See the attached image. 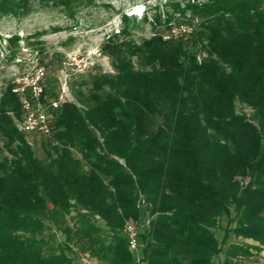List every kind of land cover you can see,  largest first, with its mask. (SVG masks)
Returning <instances> with one entry per match:
<instances>
[{
    "label": "trees",
    "instance_id": "1",
    "mask_svg": "<svg viewBox=\"0 0 264 264\" xmlns=\"http://www.w3.org/2000/svg\"><path fill=\"white\" fill-rule=\"evenodd\" d=\"M193 18L139 44L111 35L115 73L79 76L87 91L58 108L45 82L48 136L19 131L20 96L2 91L0 264H230L232 237L264 246V5L209 0ZM143 219L130 252L125 224Z\"/></svg>",
    "mask_w": 264,
    "mask_h": 264
},
{
    "label": "rangeland",
    "instance_id": "2",
    "mask_svg": "<svg viewBox=\"0 0 264 264\" xmlns=\"http://www.w3.org/2000/svg\"><path fill=\"white\" fill-rule=\"evenodd\" d=\"M208 1L0 0V97L8 86L26 87L27 80L38 67L44 70V83L52 82L56 94L59 71L65 62L71 63L69 71L79 70L77 75L92 72L114 74L110 59L101 50L111 35L123 30L125 34L115 40L139 44L154 34L168 36L172 29V33L187 34L191 30L189 26L198 27L197 20H192V5ZM260 1L264 5V0ZM132 60L135 68H139L136 59ZM88 87V81L72 84L71 101L79 92H86ZM235 105L238 113L251 114L247 107L238 102ZM20 122H16L18 129ZM2 145L0 137V152L5 155ZM33 148L39 157H43L37 145ZM224 225L223 221L221 226ZM216 235L222 239L223 230L217 229ZM60 239L57 234L51 243ZM227 244L236 245L241 250L229 256L221 254L216 261L226 258L230 264L264 263V246L257 242L232 237ZM92 263L98 264L94 259Z\"/></svg>",
    "mask_w": 264,
    "mask_h": 264
},
{
    "label": "built area",
    "instance_id": "3",
    "mask_svg": "<svg viewBox=\"0 0 264 264\" xmlns=\"http://www.w3.org/2000/svg\"><path fill=\"white\" fill-rule=\"evenodd\" d=\"M71 63H63L58 77V97L51 101L52 108H58L64 102H71L70 87L72 83L81 75H77L79 70L69 71ZM83 72V71H82ZM85 72V71H84ZM89 71H87L88 73ZM45 73L42 67L34 70L33 76L27 80L26 87L13 88L12 92L20 96L22 119L19 130L25 134L36 133L43 136L50 134V120L46 112L44 101V81ZM149 226V220H133L125 224L124 234L127 239V247L130 252H137L139 234ZM87 254L78 255L79 264H93Z\"/></svg>",
    "mask_w": 264,
    "mask_h": 264
}]
</instances>
